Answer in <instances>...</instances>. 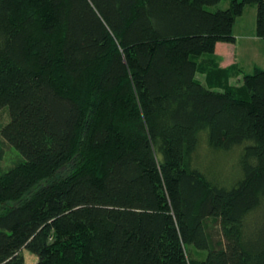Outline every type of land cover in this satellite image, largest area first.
Instances as JSON below:
<instances>
[{
    "label": "trees",
    "instance_id": "obj_1",
    "mask_svg": "<svg viewBox=\"0 0 264 264\" xmlns=\"http://www.w3.org/2000/svg\"><path fill=\"white\" fill-rule=\"evenodd\" d=\"M221 1L0 0V264H264V65L215 56L264 0Z\"/></svg>",
    "mask_w": 264,
    "mask_h": 264
},
{
    "label": "rangeland",
    "instance_id": "obj_2",
    "mask_svg": "<svg viewBox=\"0 0 264 264\" xmlns=\"http://www.w3.org/2000/svg\"><path fill=\"white\" fill-rule=\"evenodd\" d=\"M232 0H222L217 7V9H226L230 6ZM216 9V10H217ZM256 17H257V6L255 5H247L245 7L244 14L238 19V27L236 30L238 43H239V50L242 52L243 48L245 46L247 55L245 52H243V57L241 58V55L239 58H241V63L248 64L249 58L254 57L258 60V58H264V39L262 38H255L256 35ZM240 24V26H239ZM242 24V26H241ZM254 41L256 42H253ZM245 43L243 46L242 44ZM242 46V47H241ZM263 51V54L261 52ZM242 69H244L240 64H238ZM264 65V61H263ZM262 66V65H261ZM246 71V70H245ZM9 120L8 113L6 111L1 110L0 111V122L7 123ZM202 152L199 153L198 158L203 161L204 164H210V170L213 172V174H217L219 176H227L230 174H234L237 169V164L240 161V154L237 153L238 147L230 150V151H223L218 150L215 151L211 149L212 151L210 154H205V149L208 148L206 145H203ZM242 150V147L241 149ZM204 154V155H202ZM6 156L3 161V167L6 168L8 166H11L12 163L19 159V154L13 150V149H7ZM26 262L28 264H35L37 261V257L33 254H31L28 251H24ZM206 256L207 253H204Z\"/></svg>",
    "mask_w": 264,
    "mask_h": 264
},
{
    "label": "crops",
    "instance_id": "obj_3",
    "mask_svg": "<svg viewBox=\"0 0 264 264\" xmlns=\"http://www.w3.org/2000/svg\"><path fill=\"white\" fill-rule=\"evenodd\" d=\"M238 19H237L236 24L234 26V35L236 37L235 42H233V43L218 42L216 45V49H215V56L217 57L218 61L220 62V65L222 67L226 68V67L232 66L234 64H240L244 68V70H246L245 72L250 73L254 70V68L256 66L263 65L264 58L261 57V58H258V60H257L254 57H250L247 65L244 63H241L240 60L243 57V52H245L246 55L248 53L246 52L245 46H244L242 52L239 50V47H238L239 43H238V38H237V34H236V30H237L236 27H238ZM239 26H240V24H239ZM241 26H242V24H241ZM254 37L257 38L258 37L257 34ZM253 42H255L254 39H253ZM244 44L245 43H243L242 46ZM261 52L263 54L262 50H261ZM240 55H241V58H239ZM204 57H209V56L205 55ZM201 77H203V76L201 75ZM241 80H242V75L237 76V77L235 76L234 78L231 79V83L239 82Z\"/></svg>",
    "mask_w": 264,
    "mask_h": 264
}]
</instances>
